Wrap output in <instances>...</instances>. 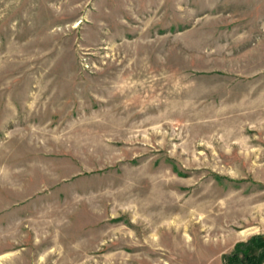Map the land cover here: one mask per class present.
Returning a JSON list of instances; mask_svg holds the SVG:
<instances>
[{"label":"rangeland","instance_id":"374dc122","mask_svg":"<svg viewBox=\"0 0 264 264\" xmlns=\"http://www.w3.org/2000/svg\"><path fill=\"white\" fill-rule=\"evenodd\" d=\"M257 236L264 0H0V264H227Z\"/></svg>","mask_w":264,"mask_h":264},{"label":"trees","instance_id":"16d2710c","mask_svg":"<svg viewBox=\"0 0 264 264\" xmlns=\"http://www.w3.org/2000/svg\"><path fill=\"white\" fill-rule=\"evenodd\" d=\"M260 237H254L247 243L242 244V249L226 257L227 264H264V244L260 245ZM261 246L257 254H250V249L255 246Z\"/></svg>","mask_w":264,"mask_h":264},{"label":"bare ground","instance_id":"6f19581e","mask_svg":"<svg viewBox=\"0 0 264 264\" xmlns=\"http://www.w3.org/2000/svg\"><path fill=\"white\" fill-rule=\"evenodd\" d=\"M218 216V215H217ZM210 217V216H209ZM214 226V225H213ZM210 229H211V227H210ZM212 231V230H211ZM215 231V230H214ZM243 233V232H242ZM219 240V239H218ZM220 241V240H219Z\"/></svg>","mask_w":264,"mask_h":264}]
</instances>
